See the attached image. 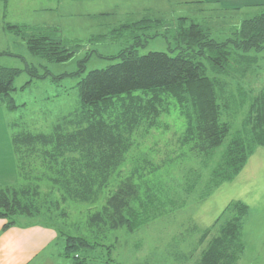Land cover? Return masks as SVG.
<instances>
[{"label":"trees","instance_id":"trees-1","mask_svg":"<svg viewBox=\"0 0 264 264\" xmlns=\"http://www.w3.org/2000/svg\"><path fill=\"white\" fill-rule=\"evenodd\" d=\"M258 11L238 26L228 27V36L218 41L212 37L213 28L207 20L178 18L170 27L175 48L169 53L139 56L134 49L119 52L114 57L116 63L89 71L76 84L78 106L59 119L49 133L26 129L14 132L11 146L24 185L0 188L4 230L17 225L18 217L48 223L51 214L59 212L64 219L68 203L99 204L85 215V226L93 241L63 235L55 229L64 239L59 257L69 264H87L85 253L104 247L105 263H113V247L98 240L104 241L111 231L138 230L167 212L162 190L156 189L152 181L159 166L144 162L143 166H132L125 175L121 170L134 137L160 129L161 116L173 111L183 119L178 142L191 155H185L189 158L216 151L238 112L247 107V119L229 139L200 198L206 200L222 183L232 181L257 148H264V89L251 95L244 88L247 78L258 68L257 56L250 54L264 51V6ZM144 22L160 24V20L145 18L121 27ZM6 29L24 38L30 54L50 63L68 62L81 47L57 39L50 30L17 25H7ZM79 66L80 76L82 62ZM18 74V70L0 66V105L9 111L16 108L10 94ZM42 184L50 186V192L57 194L56 200L42 195ZM248 214L246 204L230 202L212 227L202 231L199 245H206L191 264H234L244 249L242 230ZM34 223L28 225L44 222ZM192 231L200 230L194 226ZM192 255L193 251L182 259L178 255L176 260L186 263Z\"/></svg>","mask_w":264,"mask_h":264},{"label":"rangeland","instance_id":"rangeland-1","mask_svg":"<svg viewBox=\"0 0 264 264\" xmlns=\"http://www.w3.org/2000/svg\"><path fill=\"white\" fill-rule=\"evenodd\" d=\"M143 1L0 0V66L19 71L13 81L14 91L10 94L16 108L9 111L0 105V188H19L24 185L17 174L14 156L12 171L9 164L7 144L12 151V134L23 129L49 133L59 119L78 106L76 84L89 71L104 69L116 63L118 60L114 57L126 49H134L139 56L149 52L169 53L175 48L174 32L170 27L176 24L178 18L184 17L195 22L207 20L213 28L212 37L218 41L228 36V27L238 26L242 20L259 12L258 9L233 12L217 8L212 10L214 6L199 5L195 0H181V4L173 0L164 5L160 2L146 4ZM145 18L160 20V24L144 22L129 28L121 27ZM217 23L219 27H216ZM7 25L50 30L57 39L72 46L78 43L81 47L68 62L50 63L30 54L24 38L6 29ZM250 55L257 56L258 68L247 78L249 81L244 84V88L255 95L264 89V51ZM81 62L83 73L79 76L77 71ZM247 112V107L238 112L227 138L209 156L185 157L191 155L178 142L184 122L174 111L161 116L160 129L150 130L143 136L140 133L136 135L121 174H127L132 166H143L144 162L159 166L152 181L158 186L156 189L162 190V203L167 212L138 230L109 232L104 241H98L113 247L110 257L114 262L105 263L107 255L103 247L85 253L84 256H88L89 260L87 264H191L199 258L206 245H199L202 231L210 229L223 209L234 201L249 207L242 230L244 249L234 264H264V168L255 170L254 164H264V159H261L264 148H257L254 159L250 157L248 171L244 167V171L232 181L222 183L206 200L200 198L212 169L229 139L241 130ZM249 177L256 182H251ZM41 193L48 200H56L57 194L50 192L48 184L41 185ZM97 208L99 204L68 203L64 219L59 216V212H54L50 222L41 219L34 222L51 225L63 235L80 236L93 241L85 226V215L87 211ZM0 222L6 223L2 219ZM34 222L18 217L17 225L6 230ZM194 226L201 232H193ZM56 230V243L62 245L63 235L58 233L62 236L60 238ZM11 234L12 231L6 236L7 239ZM191 251L193 255L189 262L176 260V256L182 259ZM58 263L69 264L64 259Z\"/></svg>","mask_w":264,"mask_h":264},{"label":"crops","instance_id":"crops-1","mask_svg":"<svg viewBox=\"0 0 264 264\" xmlns=\"http://www.w3.org/2000/svg\"><path fill=\"white\" fill-rule=\"evenodd\" d=\"M172 1L173 0H144L143 2L146 4L160 2L164 5L165 3H171ZM195 1L203 4H209L214 6V9L217 8L225 12L240 11L243 9L255 10L259 9L260 6H264V0ZM175 2L176 4L182 3L181 0H175ZM185 2H188V0ZM7 151L12 171V168L14 167V160L9 144H7ZM256 153L257 152H255L251 158L254 159ZM261 159H264V156H261ZM254 164L256 168L255 170H262V168H264L263 162ZM244 169L248 171V164H246ZM249 180L251 182L255 181L252 180L251 177H249ZM2 224H5V222H0V264H59L58 261L60 262L62 259L59 257L62 245H58V243H56L57 236L53 228L43 225H26L24 227L18 226L4 231L1 229ZM11 231L13 234H11V236L7 239L6 236L9 235V232Z\"/></svg>","mask_w":264,"mask_h":264}]
</instances>
